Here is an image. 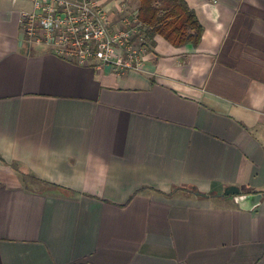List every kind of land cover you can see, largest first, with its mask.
Wrapping results in <instances>:
<instances>
[{
  "label": "crops",
  "instance_id": "obj_1",
  "mask_svg": "<svg viewBox=\"0 0 264 264\" xmlns=\"http://www.w3.org/2000/svg\"><path fill=\"white\" fill-rule=\"evenodd\" d=\"M186 2L199 44L118 73L0 0V264H264V0Z\"/></svg>",
  "mask_w": 264,
  "mask_h": 264
},
{
  "label": "built area",
  "instance_id": "obj_2",
  "mask_svg": "<svg viewBox=\"0 0 264 264\" xmlns=\"http://www.w3.org/2000/svg\"><path fill=\"white\" fill-rule=\"evenodd\" d=\"M26 1L31 9L20 12L19 29L29 43L98 70L144 71L153 46L138 10L128 0Z\"/></svg>",
  "mask_w": 264,
  "mask_h": 264
},
{
  "label": "trees",
  "instance_id": "obj_3",
  "mask_svg": "<svg viewBox=\"0 0 264 264\" xmlns=\"http://www.w3.org/2000/svg\"><path fill=\"white\" fill-rule=\"evenodd\" d=\"M133 1L139 19L147 27L149 39L159 35L174 47L199 44L203 28L186 0Z\"/></svg>",
  "mask_w": 264,
  "mask_h": 264
},
{
  "label": "water",
  "instance_id": "obj_4",
  "mask_svg": "<svg viewBox=\"0 0 264 264\" xmlns=\"http://www.w3.org/2000/svg\"><path fill=\"white\" fill-rule=\"evenodd\" d=\"M226 194H234V200L238 207L242 210L251 211L261 203L262 194H238L237 188H229L225 190Z\"/></svg>",
  "mask_w": 264,
  "mask_h": 264
},
{
  "label": "rangeland",
  "instance_id": "obj_5",
  "mask_svg": "<svg viewBox=\"0 0 264 264\" xmlns=\"http://www.w3.org/2000/svg\"><path fill=\"white\" fill-rule=\"evenodd\" d=\"M132 4H133V0H132V2H131Z\"/></svg>",
  "mask_w": 264,
  "mask_h": 264
}]
</instances>
